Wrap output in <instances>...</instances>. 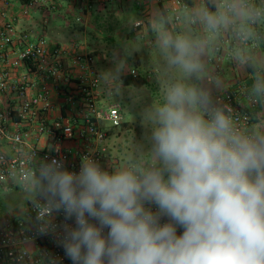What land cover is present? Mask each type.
<instances>
[{
  "label": "clouds",
  "instance_id": "1",
  "mask_svg": "<svg viewBox=\"0 0 264 264\" xmlns=\"http://www.w3.org/2000/svg\"><path fill=\"white\" fill-rule=\"evenodd\" d=\"M203 20L210 30L227 22ZM160 39L170 65L200 70L202 44ZM207 105L193 86L167 89L150 117V164L109 170L84 158L78 172L55 160L42 169L37 183L49 213L64 215L58 239L71 264H264V136L240 133Z\"/></svg>",
  "mask_w": 264,
  "mask_h": 264
},
{
  "label": "built area",
  "instance_id": "2",
  "mask_svg": "<svg viewBox=\"0 0 264 264\" xmlns=\"http://www.w3.org/2000/svg\"><path fill=\"white\" fill-rule=\"evenodd\" d=\"M157 2L168 10L172 26L179 27L182 11L187 8L184 0ZM253 3L254 0H240L242 8L252 7L249 23L252 28H256L264 16V8L253 7ZM224 7L226 12H231L235 8L232 4H225ZM24 13L28 14V10L25 9ZM145 24V21H138L135 28L144 29ZM16 36V27L12 21L5 23L0 30V60H7V69L0 73V91L11 88L16 93L18 105L12 112L26 123L28 130L12 136L15 152L12 157L7 154L0 155V190L4 188L12 190L20 184L40 185L37 182L42 169L54 160L76 172L79 171L84 158L93 159L106 169H117L105 159L106 141L109 137L107 126L120 124L125 118L120 104L99 105L101 81L95 70L93 56L84 52L79 44L51 50L47 39L39 38L33 42L29 35H25L19 41L17 56L9 61L7 47L15 44ZM260 41L261 36L257 33L252 35L248 30L237 27L233 29L232 36H227L224 41L217 43L215 51L221 53L223 44L257 50ZM67 57L71 58L73 67L77 66L81 72L83 71L82 75L77 77L79 83L74 94L79 96L84 104L86 110L84 123L63 125L56 122L49 126L42 115L53 108L51 101L53 90L49 82L53 81L54 84L60 85L62 81H70L72 73L70 71L67 73L64 69V60ZM21 67L27 69L22 82L18 85L11 84L10 69ZM31 76L39 77L41 83L33 77L30 78ZM252 81V85L245 81L228 88L214 98L209 108L224 111L240 133L264 136V92L254 91V85L257 82L264 84V80L252 78ZM204 115L206 119L209 118L205 113ZM5 118L4 114L0 115V134L1 123ZM32 133L38 138L45 136L48 139L46 146L30 144L27 138ZM67 142L79 143V148H68ZM141 161L145 164L151 163L150 159L134 162ZM65 223L62 212L49 213L47 202L40 191L36 198L28 202L22 214H16L0 222V264H71L64 255L63 248L59 246L58 238ZM46 224L48 228L41 232Z\"/></svg>",
  "mask_w": 264,
  "mask_h": 264
},
{
  "label": "crops",
  "instance_id": "3",
  "mask_svg": "<svg viewBox=\"0 0 264 264\" xmlns=\"http://www.w3.org/2000/svg\"><path fill=\"white\" fill-rule=\"evenodd\" d=\"M67 1L0 0V30L5 23L12 21L17 31L15 44L7 47L9 61L17 56L20 48L19 41L25 35H29L33 42H36L39 38L47 39L51 50L69 48L71 45L79 44L84 52L91 54L97 45L95 46L90 38L92 36L99 38L100 34L96 31L97 26L102 24L105 27L112 15L114 16V22H116L115 25H122L118 29L123 35L122 37L128 38L127 33L130 32V38L136 35L143 38L147 46H155L159 53H165L161 44V35L172 36V34L170 30H167L166 27L163 28L161 25L162 21L164 23L163 13L157 0H72L71 4L73 6L70 5L71 13L69 16L61 13L67 6L65 4ZM184 2L187 8L182 11V22L176 30V36L199 42L202 44L203 50L199 55L201 69L190 75L183 73L182 80L192 82L193 85H197L199 90L206 94L208 107L216 96L230 87L245 82L248 77L264 80V16L258 22L256 28H252L249 23L252 7L242 8L240 0H184ZM57 3L61 8L59 14L55 11ZM225 4L234 5V10L226 12ZM111 5L116 6V8L111 9ZM253 7L264 8V0H254ZM25 9L28 10V14L24 13ZM166 12L169 15L168 10ZM206 13L223 16L227 22H222L217 29L210 30L203 20ZM135 14H138V16L135 18L134 24L131 22L130 26H124L123 23L128 19L132 21ZM138 21H145L144 29L135 28ZM190 26L193 29L192 32L187 29ZM237 27L248 30L252 35L255 33L260 35L259 48L250 50L236 45L223 44V51L217 53L215 51L217 43L221 40L224 41L227 36H232L233 29ZM114 28L117 29L118 27L115 26ZM131 28L133 30L130 31ZM111 32L113 34L114 30ZM109 37L112 38L113 35ZM93 59L96 73L100 75L96 66V58L93 57ZM6 61L0 60V73L7 69ZM249 62L251 63L250 67L256 69L255 74L250 72L247 64ZM175 68L183 71L178 66ZM64 69L67 73L68 71L72 73L70 81H62L60 85L54 84L53 81L49 82L53 90L51 98L53 108L42 114L49 126H53L56 122L63 125L84 123L86 113L84 104L78 98L79 96L74 94L79 83L77 77L82 75L83 71L81 72L77 66L73 67L71 58L68 57L64 60ZM171 70H174V68H171ZM26 72L27 69L24 67L10 69L11 84L18 85L21 83ZM32 77L38 83H41L39 77L31 76L30 78ZM130 86L128 84V88ZM17 105V95L11 88L7 91H0V115L4 114L6 116L1 123L0 155L7 154L12 157L15 153L12 136L18 132L28 130L26 123L12 112ZM201 114L204 115L203 112ZM27 140L30 144L38 147H44L48 143L45 136L38 138L35 133H32ZM66 147L78 149L79 143L67 142ZM39 186H32V188L37 189ZM40 191L41 189L38 191L37 196ZM37 196L31 197V200Z\"/></svg>",
  "mask_w": 264,
  "mask_h": 264
},
{
  "label": "rangeland",
  "instance_id": "4",
  "mask_svg": "<svg viewBox=\"0 0 264 264\" xmlns=\"http://www.w3.org/2000/svg\"><path fill=\"white\" fill-rule=\"evenodd\" d=\"M72 2L68 0L65 3L67 6L61 13L69 16ZM110 8L114 9L116 6L111 5ZM60 10L57 3L55 11L59 14ZM135 16L132 21L128 19L123 25L130 26L131 22L134 24L138 14ZM113 17L112 15L109 19L111 22L108 21L105 27L102 24L97 26L96 31L101 37L92 36L90 41L97 45L91 55L96 58V66L100 74L99 105L120 104L124 122L128 123L127 128L117 127L115 133L106 141V162L121 168L147 156L150 158L151 113L157 105L164 102L166 91L170 86L185 82L182 80L185 72L176 69L175 65H170L166 52L161 54L155 46H147L143 38L136 35L130 38V32L127 33L128 38L122 37L123 35L118 31L122 25H115ZM114 25L118 28H114ZM161 25L165 27L163 21ZM187 29L189 32L193 31L191 26ZM112 30H114L113 34ZM112 35L113 37L110 38L109 36ZM131 79L138 80L128 88V81ZM184 84L199 90V87L192 82ZM40 189V186L36 189L31 185L20 184L12 190L8 188L0 190V222L16 214H22L31 197L37 196Z\"/></svg>",
  "mask_w": 264,
  "mask_h": 264
},
{
  "label": "trees",
  "instance_id": "5",
  "mask_svg": "<svg viewBox=\"0 0 264 264\" xmlns=\"http://www.w3.org/2000/svg\"><path fill=\"white\" fill-rule=\"evenodd\" d=\"M160 7H161V10H162V13H163V20H164V24H165L166 29L171 31V34H172L173 38H176V37H177V36H176V30L178 29V27L174 28V27L172 26L171 20L169 19L168 14H167L166 10H165L164 7H163V4H160ZM247 64H248V66H249V70H250V72H251L252 74H255V73L257 72L256 69H253V68L250 67V64H251L250 62L247 63ZM136 80H138V79H131L130 81H128V84H130V85H131V84H136V83H135ZM246 81L248 82L249 85H252V83H253L252 78H250V77H248ZM127 126H128V123H126V122H122V123H120V124H113V125H111L110 127L108 126V128H107V130H108V135H109V136H112V135L115 133L114 130H115L117 127L127 128ZM148 157H149V156H147V158H145V159H150V158H148Z\"/></svg>",
  "mask_w": 264,
  "mask_h": 264
}]
</instances>
